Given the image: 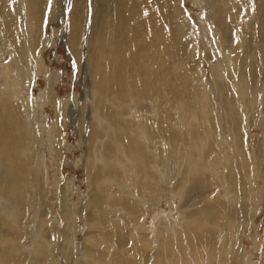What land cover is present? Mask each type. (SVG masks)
<instances>
[{"label":"rangeland","instance_id":"obj_1","mask_svg":"<svg viewBox=\"0 0 264 264\" xmlns=\"http://www.w3.org/2000/svg\"><path fill=\"white\" fill-rule=\"evenodd\" d=\"M0 4V264H264V0Z\"/></svg>","mask_w":264,"mask_h":264},{"label":"bare ground","instance_id":"obj_2","mask_svg":"<svg viewBox=\"0 0 264 264\" xmlns=\"http://www.w3.org/2000/svg\"><path fill=\"white\" fill-rule=\"evenodd\" d=\"M1 5V4H0ZM2 8V7H1ZM5 22V21H4ZM245 23V22H244ZM5 24H7V22H5ZM8 25V24H7ZM13 27V26H12ZM39 27V26H38ZM40 28V27H39ZM0 29H1V27H0ZM2 29H3V27H2ZM10 28H8V31L9 32H6L7 30H1L0 32H1V34H3L4 36L6 35L7 37H5V38H8L7 40L10 42V40L12 41V39H10V38H12V33H11V30H9ZM246 29V28H245ZM5 31V32H4ZM16 32V31H15ZM29 32V31H28ZM17 35V34H16ZM29 36V35H28ZM197 37V36H196ZM30 39H32V41H33V43H34V40H33V38H32V36H30ZM68 40H69V38H66L65 37V39H64V44H65V46L69 49V48H72L73 49V45L70 43V41L68 42ZM3 43V42H2ZM2 43H0L1 45H2ZM7 43V42H6ZM31 44V43H30ZM3 47H4V45H2ZM71 52V51H70ZM6 67V66H5ZM11 67V66H10ZM9 73V72H8ZM16 97V96H15ZM14 97H12V99H13ZM16 99V101H18L20 98H15ZM22 99V98H21ZM45 99V98H44ZM14 101V100H13ZM18 103V102H17ZM15 104H16V102H15ZM22 104V103H21ZM3 106V105H2ZM17 108V107H16ZM8 109V108H7ZM139 112V111H138ZM12 113V112H11ZM28 114H29V111L27 112ZM134 117H136V116H134ZM140 118V117H139ZM135 119V118H134ZM132 120H133V118H132ZM141 120V119H140ZM141 122V121H140ZM139 123V122H138ZM138 134V133H137ZM132 141H133V138H132ZM136 141V140H135ZM138 143H139V141H138ZM136 144V143H135ZM157 164V163H156ZM212 179V178H211ZM229 184H231V183H229ZM137 202H138V199H137ZM204 203V202H203ZM204 205V204H203ZM210 205V204H209ZM205 207V206H204ZM219 207V206H218ZM146 208V207H145ZM206 208V207H205ZM205 208H204V210H205ZM207 209V208H206ZM210 213V212H209ZM204 214H205V212H204ZM216 216V215H215ZM214 216V217H215ZM211 216H207V217H203V216H201V217H199V216H197V214H195V213H193V215L190 213V220L189 221H186V224L184 223V226H183V231L185 230L186 231V233H189V234H192V235H198L199 237V239L201 240V238L203 239L205 236H208V235H210V229H209V225H210V223H214V221H213V219H211L210 218ZM189 218V217H188ZM206 220V222L204 223V221ZM215 220V219H214ZM219 220V219H218ZM218 220H217V222H218ZM216 221V220H215ZM216 223V222H215ZM208 227V228H207ZM206 230H208L207 232H208V235H207V233L205 232ZM212 234V233H211ZM204 241V240H203ZM207 241V240H206ZM211 241H213V240H211ZM208 242H210V241H208ZM211 243V242H210ZM193 244V243H192ZM224 247V246H223ZM188 252V251H187ZM210 255H212L211 254V252H210ZM214 256V255H213ZM200 256L198 255V257H196V256H194V258H199ZM211 264V263H210Z\"/></svg>","mask_w":264,"mask_h":264}]
</instances>
